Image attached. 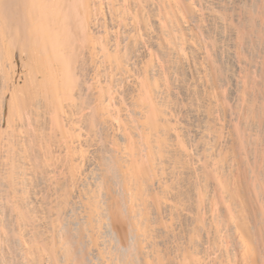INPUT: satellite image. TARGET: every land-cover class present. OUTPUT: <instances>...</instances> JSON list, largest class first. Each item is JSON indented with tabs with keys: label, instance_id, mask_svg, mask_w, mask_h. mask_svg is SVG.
I'll return each mask as SVG.
<instances>
[{
	"label": "bare ground",
	"instance_id": "bare-ground-1",
	"mask_svg": "<svg viewBox=\"0 0 264 264\" xmlns=\"http://www.w3.org/2000/svg\"><path fill=\"white\" fill-rule=\"evenodd\" d=\"M0 264H264V0H0Z\"/></svg>",
	"mask_w": 264,
	"mask_h": 264
}]
</instances>
